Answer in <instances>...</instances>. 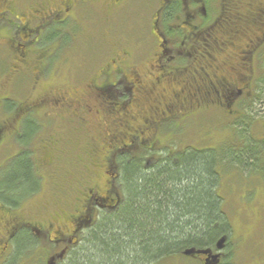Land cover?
<instances>
[{"label":"flooded vegetation","instance_id":"flooded-vegetation-1","mask_svg":"<svg viewBox=\"0 0 264 264\" xmlns=\"http://www.w3.org/2000/svg\"><path fill=\"white\" fill-rule=\"evenodd\" d=\"M137 14L149 19H145L146 26L153 41L146 50H141L144 41L133 43L125 37L117 38V30L113 32L115 35L111 30L117 19L128 20ZM96 17L99 22L105 21L106 35L111 38L107 41L103 66L109 75L100 73L103 63H94L95 71L80 82L83 87L78 95L67 98L68 101L65 97H54L53 106L60 108V115L49 120L61 121L59 127L55 126L46 136L48 128L40 124L41 141L36 132L24 136L27 124L33 131L32 127L39 122L38 106L35 108L28 98L22 101L17 95L19 83L31 80L25 76L32 69L28 61L33 54H27L26 49H33L37 42L39 47L44 42L50 45L45 38H50L52 33L60 35L61 40L69 34L68 27L78 24L77 19L89 25ZM24 38L31 41L22 47L20 42ZM33 84L37 86L39 82L35 80ZM155 84L158 87L147 93ZM158 90L170 96L169 102L159 101L157 108L151 103L141 108L145 113L156 114L158 121L164 116L166 122L174 121L180 112L169 115V111H179L176 100L180 99L191 108L193 115H205L215 108L233 117L235 127L249 117L248 112L257 113V104L264 101V0H0V191L4 189L6 173L25 153H32L29 159L34 163L33 175L39 180L35 190L0 193V264H23L34 256L41 257L44 264H64L80 245L84 233L98 224L101 213L117 209L116 174L106 170L110 180L99 191L92 174L89 176L79 168L85 162L86 142L95 148L103 145L109 148L113 144L100 134L105 124L99 123L96 127L92 120L102 112H111L125 97L129 113V108L138 105L135 104L138 96L151 98L158 95ZM133 135L128 138L124 135L122 141L136 144L138 139L141 144L144 134ZM41 142L42 157L37 159V144ZM256 142L264 152V141ZM63 151L65 157L55 159V154ZM262 154L258 158L261 162L250 161L247 166L226 162L225 168L228 172L235 169L242 181L260 182V186L249 183L251 186L242 187L244 204L235 209V214L247 220H242L241 228L245 229L249 223L262 225L253 227L246 237L237 236L230 213L223 206L231 232L222 236L214 248H193L206 252L192 255L193 263L234 264L237 251L243 248L238 247L243 246L240 237L249 242L252 238L257 240L259 234L264 241V204L254 205L259 198L264 199ZM54 161H62V170L72 165V172L66 176L50 174L48 169ZM47 176L51 182L45 188ZM225 185L227 191L234 188L230 183ZM42 189L45 196L35 201ZM260 209H263V220L254 221ZM64 221L68 222L66 226ZM21 239L25 241L23 247L18 245Z\"/></svg>","mask_w":264,"mask_h":264},{"label":"trees","instance_id":"trees-1","mask_svg":"<svg viewBox=\"0 0 264 264\" xmlns=\"http://www.w3.org/2000/svg\"><path fill=\"white\" fill-rule=\"evenodd\" d=\"M77 22L78 24L67 28L70 32L67 31L69 34L61 40L60 35L52 33L50 38H45L50 45L44 42L39 47L37 42L33 49H26L27 54H33L28 61L32 68L27 76L31 80L26 81L30 83L29 89L35 80L39 84L47 81L58 58L62 59L60 69H71V66L66 65L70 61L66 57L67 53H72L74 42H82L79 35L82 36V31L88 27L86 22L79 19ZM79 29L80 34L75 32ZM103 33V36L108 34L106 30ZM56 38L58 42L55 41ZM30 39L24 38L20 42L22 47ZM50 55H53L52 59L49 58ZM92 59L97 65L103 63L101 74L109 75L107 67H103L104 56ZM93 70L89 68L87 73L85 70V74L89 75ZM70 83L72 86V82ZM76 84L83 87L82 83ZM71 86L66 87L60 96L67 99L78 95L81 88ZM154 86L158 87L157 84L150 86L147 93ZM159 90L158 95L151 98L138 96L135 103L138 104L137 107L140 109L151 103L157 108L159 101L165 103L162 98L165 95ZM24 93L20 95L19 90L17 91V95L23 97L22 101L28 98ZM113 93L117 91L114 90ZM123 99L126 100L120 99L111 112L105 111L99 115L100 121L105 124L100 134L112 140L113 144H109L112 147L106 148L103 145L95 148L86 142L85 164H79L80 171L84 169L89 176L93 175L95 168L96 171L100 168L103 172L112 170L116 174L119 193L117 209L111 213H101L98 224L84 233L80 245L70 253L64 264H158L160 260L175 254L184 257L183 252L189 249L214 248L222 236L231 232L222 210L224 200L219 192L224 177L221 171L225 170L227 163L241 162V165L247 166L250 161L258 163V158L263 157L262 145L250 134V123L242 122L237 127L233 126L232 131L237 139L228 147L199 148L189 145L185 140L177 141L180 131L187 127L183 122L193 116L184 100H176L177 105H180V113L175 115L174 121L166 122L165 116L158 121L159 118L153 113L144 117L141 127L133 128L130 113L126 110L127 97ZM175 123L179 125L176 126ZM40 124L42 123L39 121L35 127L31 126L33 131H30V125L27 124L24 136L33 132L43 133ZM51 130L44 135L49 136ZM131 134L142 136V143L138 139L136 144L122 141L124 135L128 138ZM41 147L42 142L38 149L39 156L42 157ZM104 150L106 152L102 154ZM31 154H22L15 160L5 175L4 189L0 193H17L26 189L31 191L39 187V180L37 182L33 175L34 163L29 159ZM64 157L65 151L55 154L57 160ZM62 161L53 162L52 168L48 169L50 174L55 172L66 176L72 172V165L66 166L67 170L60 168ZM149 161L151 166H147ZM185 257L193 261L189 256Z\"/></svg>","mask_w":264,"mask_h":264},{"label":"rangeland","instance_id":"rangeland-1","mask_svg":"<svg viewBox=\"0 0 264 264\" xmlns=\"http://www.w3.org/2000/svg\"><path fill=\"white\" fill-rule=\"evenodd\" d=\"M135 6V5H134ZM136 12V11H135ZM149 16V13H146ZM148 16H140L137 14V16H132L131 19L128 20H118L116 23L111 26L112 33L117 30V38H123L125 37L126 40L131 41L133 43H136V41L142 42L144 41L143 47L141 50L145 47H148V45H151V41H153L150 30L147 29V23L149 21ZM94 21H89L90 23L87 28H85L83 35L80 34V29L75 30V32H78L80 34V38H82L80 41L82 42H74L75 45L71 47L72 53H67V56L70 61L66 62V65L71 66V69H68L67 67H64L63 69H60V64L62 62V59H57V62H55V68L53 67L50 71V75L47 77V81L35 85L32 84L33 89H29V85L25 80H22L18 85L19 94L22 93L26 94L28 96V102L31 103L35 108L37 109L38 121H40L42 124L47 125L48 133L50 129H55L56 127H59V123L61 121L49 120L51 116L60 115V108L55 105L53 106L54 97L59 98L61 94L64 93L66 87H70L72 82V88H81L76 83H80L83 79L86 80L90 75L94 73L95 65L94 60L92 59H100L101 56L106 55V45L107 41H110L111 38L106 35L103 36L104 30H106V24L104 23V20H101L99 22V18L96 17ZM147 19V20H145ZM95 22V25L93 24ZM93 24V25H92ZM97 25V26H96ZM144 26V27H143ZM143 27V28H141ZM114 34V33H113ZM91 35V36H90ZM115 35V34H114ZM84 36V38H83ZM142 44V43H141ZM87 56V58H86ZM87 59V60H86ZM74 61V63H73ZM49 67V66H48ZM91 68L94 69L90 72L89 75L85 74V70L87 73V70ZM97 69V68H96ZM85 74V76H84ZM26 79H29L25 76ZM23 79V78H22ZM73 80V81H72ZM29 81V80H28ZM76 82V83H74ZM66 84V85H64ZM81 84V83H80ZM31 87V88H32ZM41 98L43 100H41ZM20 99H23L22 96H20ZM27 100V99H26ZM47 100V102L45 101ZM168 100H170V96L166 95L164 102L166 103ZM40 101L42 103L40 104ZM169 102V101H168ZM179 112L178 110H170L169 115L172 113ZM251 112V113H250ZM249 112V117L244 119V122L250 123V134L252 138L256 139V141H264V102H260L257 104L256 112L254 115L252 114V111ZM129 113L131 116V126L133 128H137L138 126H142L144 117L148 116V114H151L152 112L142 111L141 108L139 109L137 106H132L129 108ZM161 115L160 113H158ZM194 114L193 116H190L188 121H184L183 123L187 124V127L180 131V133L177 135V141L182 142L183 140L186 141L189 145H193L195 147H203V148H215L218 146H226L232 145L234 141H236L237 137L233 130V117H229L225 114H222L221 111L216 110L215 108H212L207 111V114L204 115ZM156 116V114H155ZM100 116L95 117L92 122L97 127L99 123H102L99 119ZM1 120V119H0ZM181 121V120H180ZM237 121V120H236ZM106 122V120H105ZM176 126L179 125V123H175ZM184 124V125H185ZM231 125V126H230ZM43 134V133H42ZM39 133L37 137L40 140ZM34 147V146H33ZM233 148V146H231ZM39 148V145L37 144V149ZM39 153L37 154L36 158L38 159ZM149 165L151 166L152 163L149 161ZM42 171V170H41ZM43 172V171H42ZM41 172V174H42ZM109 172H113L112 170H109ZM223 176L221 188L219 190L220 195L222 196L224 200V208H227L230 216L231 221L233 225V229L235 230L234 233L237 236L246 237L248 236L252 231L253 227H260L262 225L258 223H249L245 229L241 228L242 222L247 221L245 218H242V220L239 217V214H235V209L237 211V208H241V206L244 204L241 202V195L243 194V191L240 190L242 187L246 185L254 184L255 186H260V182L257 181H242L241 175L236 173L235 169H231L229 172L226 170L221 171ZM241 173H246L240 170ZM229 174V176L227 175ZM252 177V176H250ZM110 180L109 176L106 174V172H103L102 169L99 168V170L96 171V168L94 169V173L92 175V181L94 183V186L98 188L99 191H103L106 188V181ZM51 182V179L49 176H47V180H44V187H49L48 184ZM226 182L234 185L233 189H230L229 191L226 190ZM251 183V184H249ZM45 189L41 190L36 197L34 198L35 201L40 200V198L43 197L45 194ZM45 196V195H44ZM264 204V199L259 198L258 201L254 202L255 206ZM262 211L258 210L256 212L257 216L254 221L261 222L263 220L262 218ZM260 213V214H259ZM65 222L68 223L67 221ZM63 225V224H62ZM68 225V224H67ZM255 225V226H253ZM241 226V227H240ZM245 230L246 232L242 231ZM86 234V233H85ZM241 238L243 246L242 249L237 251V255H235L234 264H264V241L262 240V237L258 234L255 238H252L249 240V242H245L244 238ZM19 246L23 247L25 244L24 239L19 240ZM179 255V254H177ZM170 256L166 259L160 260V263L158 264H195L193 261L187 257H181L180 256ZM39 256H34L33 259H26V261L23 264H44ZM234 262V261H233ZM197 264V263H196ZM200 264V263H199Z\"/></svg>","mask_w":264,"mask_h":264},{"label":"water","instance_id":"water-1","mask_svg":"<svg viewBox=\"0 0 264 264\" xmlns=\"http://www.w3.org/2000/svg\"><path fill=\"white\" fill-rule=\"evenodd\" d=\"M220 246L221 245H219V247ZM184 253H185V255H194V254H205L206 252L205 251H196V250L192 249V250H187Z\"/></svg>","mask_w":264,"mask_h":264}]
</instances>
